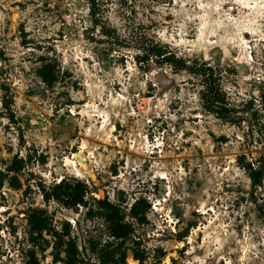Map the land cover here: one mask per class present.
<instances>
[{
  "label": "rangeland",
  "instance_id": "obj_1",
  "mask_svg": "<svg viewBox=\"0 0 264 264\" xmlns=\"http://www.w3.org/2000/svg\"><path fill=\"white\" fill-rule=\"evenodd\" d=\"M0 264H264V0H0Z\"/></svg>",
  "mask_w": 264,
  "mask_h": 264
},
{
  "label": "trees",
  "instance_id": "obj_2",
  "mask_svg": "<svg viewBox=\"0 0 264 264\" xmlns=\"http://www.w3.org/2000/svg\"><path fill=\"white\" fill-rule=\"evenodd\" d=\"M92 8H93V7H92V4L89 3V9H91L90 11H91L92 13H94V11H93ZM149 51H151V50L148 49V51L145 53V56L143 57V59L147 58V56L149 55ZM151 52H153V51H151ZM157 55H160V54L157 53ZM162 57H163V56H162ZM178 66H183V64L180 63V65H178ZM190 68H192V67H190ZM210 89H211V91H212V94L216 92L212 82L210 83ZM250 178H251V184H252V185H254L255 183L258 182V172H257L255 169H251V171H250Z\"/></svg>",
  "mask_w": 264,
  "mask_h": 264
},
{
  "label": "bare ground",
  "instance_id": "obj_3",
  "mask_svg": "<svg viewBox=\"0 0 264 264\" xmlns=\"http://www.w3.org/2000/svg\"><path fill=\"white\" fill-rule=\"evenodd\" d=\"M132 263H134V262L132 261Z\"/></svg>",
  "mask_w": 264,
  "mask_h": 264
}]
</instances>
